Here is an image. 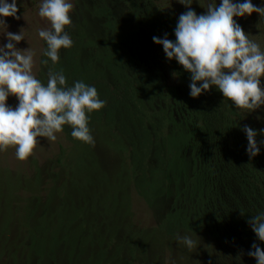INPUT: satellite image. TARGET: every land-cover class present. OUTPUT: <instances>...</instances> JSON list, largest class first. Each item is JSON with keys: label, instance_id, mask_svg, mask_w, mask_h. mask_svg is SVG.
I'll return each instance as SVG.
<instances>
[{"label": "rangeland", "instance_id": "1", "mask_svg": "<svg viewBox=\"0 0 264 264\" xmlns=\"http://www.w3.org/2000/svg\"><path fill=\"white\" fill-rule=\"evenodd\" d=\"M88 1L93 0H74L72 25L66 26L73 45L60 50L54 70L62 69L69 83L83 80L95 86L106 101L90 116L94 144L75 140L65 126L56 141L39 138L41 144L24 160L12 148L0 152V264H170V259L197 264L210 243L177 220L186 199L183 186L192 177L191 166L183 162L187 152H169L165 110L162 126L157 127L155 117L164 103L153 101L138 84L143 75L133 74L138 64L133 48L124 45L127 31H120L125 26L115 29L113 22L99 19L103 26L91 19L84 10ZM112 2L120 19L124 6ZM154 3L185 11L177 0ZM38 5L39 0H18L21 18H6L9 31L24 28L37 57L44 42L36 29L46 24L36 14ZM191 7L198 14L204 11L195 0ZM238 23L264 48V18L253 13ZM27 44L21 41L17 47ZM138 59L148 70L145 56ZM38 67L34 73L46 82V68ZM162 79L167 85L177 83L165 66ZM8 103L14 105L15 98ZM248 115L264 124V106ZM174 159L176 171L169 165ZM178 233L196 239V247L179 244Z\"/></svg>", "mask_w": 264, "mask_h": 264}, {"label": "clouds", "instance_id": "2", "mask_svg": "<svg viewBox=\"0 0 264 264\" xmlns=\"http://www.w3.org/2000/svg\"><path fill=\"white\" fill-rule=\"evenodd\" d=\"M177 2L185 11L176 19L174 39L164 33L154 35L152 43L162 48L167 61L175 60L189 75L188 95L197 98L212 88L220 93L221 102L233 109L246 110L248 114L261 109L264 48L238 20L253 13L264 18V0L259 4L252 0H195L204 9L199 14L191 7L194 0ZM73 9L74 0H39L36 14L46 24L36 29V36L44 42L37 57L21 31L24 28L9 31L6 18H21L17 15L18 0H0V37L4 41L0 43V152L12 148L18 160L33 153L41 144L39 138L56 141V134L65 126L70 127V136L75 140L94 144L90 116L104 108L106 101L99 97L95 86L83 80L69 83L62 69L54 70L60 50L73 45L66 31V26L72 25ZM21 41L26 48L17 47ZM37 65V71L46 68V82L34 73ZM9 97L15 98L14 105L8 103ZM240 130L247 141L246 155L249 159L257 156L264 148V128L259 129V141L255 128L245 124ZM246 223L256 241L264 243V209L250 215ZM175 238L188 250L197 245L190 235L178 233ZM246 254L255 264H264V250L255 241ZM170 264L175 261L170 259Z\"/></svg>", "mask_w": 264, "mask_h": 264}, {"label": "trees", "instance_id": "3", "mask_svg": "<svg viewBox=\"0 0 264 264\" xmlns=\"http://www.w3.org/2000/svg\"><path fill=\"white\" fill-rule=\"evenodd\" d=\"M112 1L124 6L121 20ZM84 10L99 23V19H104L113 22L115 29L116 25L125 26L120 31H127L124 45L133 48L138 64L133 74L136 78L143 75L138 84L146 87L143 89L152 95L149 97L153 101L164 103L155 117L159 118L157 127L162 126L165 110L169 152H187L183 162L191 166L192 177L183 186L182 199H186L177 220L185 228L202 233L203 239L210 243V246L205 243V256L197 264H255L246 253L254 241L262 250L264 243L256 241L246 221L257 210L264 209V148L249 159L245 152L247 141L240 129L245 124L255 128L259 141V129L264 124L244 110L221 102L220 93L212 88L197 98L188 95L189 75L175 60L167 61L162 48L152 43L154 35L159 37L164 33L174 39L176 19L184 9H166L155 5L154 0H93L85 4ZM93 38L95 35L90 34V41ZM108 38L104 35V39ZM144 56L148 70L139 66L138 58ZM163 66L177 73L176 84L167 85L162 79ZM169 165L176 171V159ZM240 253L243 254L237 257Z\"/></svg>", "mask_w": 264, "mask_h": 264}]
</instances>
